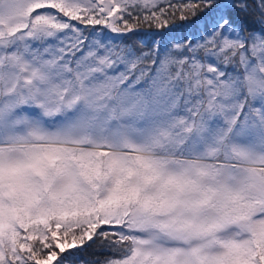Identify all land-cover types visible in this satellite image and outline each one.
<instances>
[{
	"label": "snow or ice",
	"instance_id": "6c2138e0",
	"mask_svg": "<svg viewBox=\"0 0 264 264\" xmlns=\"http://www.w3.org/2000/svg\"><path fill=\"white\" fill-rule=\"evenodd\" d=\"M0 264H264V0H0Z\"/></svg>",
	"mask_w": 264,
	"mask_h": 264
},
{
	"label": "trees",
	"instance_id": "16d2710c",
	"mask_svg": "<svg viewBox=\"0 0 264 264\" xmlns=\"http://www.w3.org/2000/svg\"><path fill=\"white\" fill-rule=\"evenodd\" d=\"M81 27H84L83 25H81ZM98 252V249H96L95 246H92L90 248H87L84 250V252L82 253V256L84 259H88V260H91V259H95L97 258L94 253ZM102 258V257H100Z\"/></svg>",
	"mask_w": 264,
	"mask_h": 264
}]
</instances>
